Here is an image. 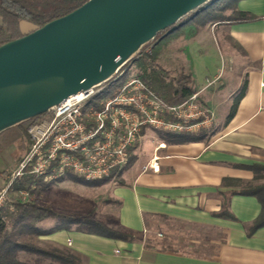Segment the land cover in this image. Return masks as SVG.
<instances>
[{
  "label": "crops",
  "instance_id": "1",
  "mask_svg": "<svg viewBox=\"0 0 264 264\" xmlns=\"http://www.w3.org/2000/svg\"><path fill=\"white\" fill-rule=\"evenodd\" d=\"M234 7L256 19L207 24L157 43L169 40L165 48L158 49L159 64L167 58L164 50H174L181 60L179 71L190 75L196 90L204 89L201 100L213 113L214 129L204 140L181 144H167L159 135L146 132L119 182L103 185L115 230L135 240L106 238L74 228L55 231L48 226L37 236L40 245L68 250L85 264H264V226L250 236L245 229L261 211L255 197L230 198L229 210L236 221L213 216L221 206L217 193L230 189L223 186V180L251 182L253 173L240 166L264 165V0H236ZM217 25L218 33L208 28ZM20 29L27 34L35 27L29 30L22 22ZM244 83L245 93L227 119ZM148 134L152 136L146 142ZM158 143L165 146L156 150ZM11 148L0 151L3 174L14 162ZM153 157H157V173L148 169ZM6 179L0 181L4 184ZM167 223L215 231L222 238L208 240L216 247L209 256L150 245L153 233L165 235ZM188 242L199 243L196 239Z\"/></svg>",
  "mask_w": 264,
  "mask_h": 264
},
{
  "label": "water",
  "instance_id": "2",
  "mask_svg": "<svg viewBox=\"0 0 264 264\" xmlns=\"http://www.w3.org/2000/svg\"><path fill=\"white\" fill-rule=\"evenodd\" d=\"M209 1L88 0L0 45V133L111 80Z\"/></svg>",
  "mask_w": 264,
  "mask_h": 264
},
{
  "label": "trees",
  "instance_id": "3",
  "mask_svg": "<svg viewBox=\"0 0 264 264\" xmlns=\"http://www.w3.org/2000/svg\"><path fill=\"white\" fill-rule=\"evenodd\" d=\"M88 0H0V45L21 38L24 34L21 32L20 24L26 22L38 29L45 24L63 17L75 9L79 8ZM236 0H211L197 11L191 13L182 19L172 31L163 39L174 38L187 30L189 33L197 31L207 24H219L224 22H246L256 19L249 13L240 12L235 9ZM232 10L229 15L219 14V11ZM34 29V30H35ZM160 33L153 41H156L162 34ZM162 39V40H163ZM141 48L140 53H142ZM157 51H151L150 54L143 53L135 59L138 67L136 74L142 82L167 105H177L182 103L190 94L196 91L193 81L189 74L182 70L171 76L156 63ZM127 62L119 71H123L114 82V86H119L121 82L131 73ZM114 76L109 82H111ZM246 84L244 83L237 91L236 97L229 111L227 119H230L235 113L239 99L244 95ZM104 94H112V91ZM49 113V112H48ZM48 113L22 122L0 133V151H3L23 139L29 143L27 135L28 128L45 117ZM160 139L167 144H181L187 142L204 140V134L193 135L190 133H181L179 135H170L158 133ZM134 156L131 155L127 165L121 170L113 173V176L119 178L133 162ZM242 169L253 173V181L241 182L232 179L223 180V186L230 187L225 192H218L221 199L220 210L213 216L236 221L229 210V201L232 196H253L261 206V211L257 219L247 226V236L252 235L257 229L264 226V182L255 183L264 180V165L253 164L240 166ZM70 181L76 179L70 176ZM107 180H101L89 186H101ZM47 186L42 179H36L31 175H24L17 182L13 183L10 192L27 191L30 195L36 196ZM11 208V210H10ZM57 218L66 221L68 227L58 226L53 230L57 231L64 228L74 227L79 232L94 234L106 238H112L123 241H134L133 236L123 232L106 228L103 224L76 217L62 216L51 210L37 205L35 202H22L19 198L11 200L10 204L5 203L0 207V264H85L82 259L68 250L54 248L43 249L36 245L21 243L18 236L23 234L25 229L40 235L36 224L44 219ZM21 228L23 231H21ZM222 238V236L220 237ZM150 245L167 249L163 245L149 241ZM147 245V246H150ZM146 246V245H145Z\"/></svg>",
  "mask_w": 264,
  "mask_h": 264
},
{
  "label": "built area",
  "instance_id": "4",
  "mask_svg": "<svg viewBox=\"0 0 264 264\" xmlns=\"http://www.w3.org/2000/svg\"><path fill=\"white\" fill-rule=\"evenodd\" d=\"M122 73L68 98L28 128V149L0 190V207L12 182L24 175L48 183L69 176L85 182L107 180L127 165L147 131L198 134L214 126L213 113L201 101L204 89L180 104L167 105L136 74L130 73L115 87ZM164 146L158 143L156 150ZM156 160L153 157L148 165L153 173L159 171Z\"/></svg>",
  "mask_w": 264,
  "mask_h": 264
},
{
  "label": "rangeland",
  "instance_id": "5",
  "mask_svg": "<svg viewBox=\"0 0 264 264\" xmlns=\"http://www.w3.org/2000/svg\"><path fill=\"white\" fill-rule=\"evenodd\" d=\"M229 11L230 10L224 9V11H219V14L223 13L224 15H229L228 14ZM26 24L29 30L34 29V26H32L31 24L29 23ZM219 26L220 25H217L215 27L208 26V28L210 31H214L215 33H218ZM168 44H169V40L165 43H161L159 45L157 44L155 47H154V43H150L144 46L141 52L143 53V55H145V54H150L151 51L156 50L158 56V53L160 51L158 49H160L161 47L165 48ZM163 55L167 57L166 60L163 62L162 59H160L161 61H159L160 62L159 64L157 61L158 57L156 56V63L159 64L164 70L168 71L171 76L179 72V69H181L180 68L181 60L179 59L180 58L179 55L176 52H174V50H164ZM136 58H133L131 62L127 64L128 68L133 74L138 73L137 64L136 62H134ZM213 129L214 126L209 132L204 131L200 133H203L204 137L207 138L211 135ZM147 133H151L154 136L158 135L157 132H153V131H147ZM151 134H148V139L147 138L144 139L146 142L150 141L149 137L152 136ZM198 134H193V135H198ZM28 145L29 143H27V141L23 139L21 142H18L13 146H11L12 147L11 150L13 151L11 156L12 159H14L13 160L14 162L12 166L6 167L5 174L0 172L1 181L5 179V177H7L4 184L3 182L0 181V190L8 185V182L11 178V174L16 169L19 161L25 155L28 149ZM69 177L61 178L56 181H51L49 183L44 181L45 183H47V186L42 191H40L39 194L36 196L30 195L27 191L10 192L12 184L19 180L16 179L12 182L10 188L7 191L6 203L10 204L11 200L19 198L22 202H35L39 206L50 208L59 215L96 221L103 224L106 228L115 230L116 227L113 222L114 218L112 219L113 216L110 213L111 210V208L109 207L110 201L108 200L107 197L108 194L107 187L103 185L107 183L110 184L118 183L119 178H116L115 176L111 175V178L107 179V181L104 182V184H102L101 186H89L86 184H91L94 182H85L82 180H78L76 178L75 181H70V179H68ZM262 182H264V180H259L256 181L255 183H262ZM20 192H25L26 195H22L20 194ZM48 226L53 230L58 226L68 227V224L66 221L59 220L57 218L44 219L36 224V227L40 233H44L45 231H43V228H46ZM21 231H23L22 228ZM160 233H156V234L153 233L154 235L153 234L151 235V241L154 242V244L158 243L163 245L162 247H166L167 249L186 251L189 253L205 255V256H209L211 253H214L216 250L215 245L209 244L208 240L219 239L221 237V235L215 231H204L201 229H194L191 227H183L176 223L165 224V228L163 229V234L165 235H162ZM37 236L38 235L35 234L34 232L25 229L23 231V234L18 236V241L21 243L36 245L43 249L57 248V247H47L40 245L38 243ZM152 237H154V239H152ZM189 239H196L199 241V243L195 245H190V243L188 242Z\"/></svg>",
  "mask_w": 264,
  "mask_h": 264
}]
</instances>
